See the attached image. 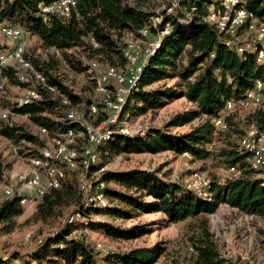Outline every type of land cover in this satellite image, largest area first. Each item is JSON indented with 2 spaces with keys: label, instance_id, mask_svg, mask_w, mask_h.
<instances>
[{
  "label": "trees",
  "instance_id": "obj_1",
  "mask_svg": "<svg viewBox=\"0 0 264 264\" xmlns=\"http://www.w3.org/2000/svg\"><path fill=\"white\" fill-rule=\"evenodd\" d=\"M53 1L56 0H0V24L19 27L35 37L39 52L31 54L25 48L24 56L45 77V85L33 82L39 91V98L13 108L18 113L26 114L39 132L33 133L23 124L4 122L0 125L2 136L18 143H30L24 148L20 147L19 151L24 156H39L40 148L45 146L39 135L40 129L46 131L42 134L53 138L75 127L78 124L76 120L65 118V114L74 107L78 108L80 118L97 124L100 119L106 118L107 113L99 111L96 116H90L93 96H83L73 91L65 83V72H84L88 76L87 65L81 55L105 66L124 70L128 34L145 39L139 32L141 29H146L151 35H160L164 31L166 33L157 40L158 46L148 56L136 84L128 93L119 121L132 114L155 110L177 97L183 96L192 104L176 110L161 126H147L142 133L116 132L109 139L97 142L91 147L95 159L87 165H90L89 173L103 165L102 156L109 152L154 153L163 150L190 153L193 158L199 159L218 157L226 168L235 165L239 173L210 178L206 195H202L187 187L183 179L169 178L158 168L103 170L94 184L104 183L107 204L86 203L80 195L81 200L61 220L62 225L41 236L37 240V247L20 263L103 264L100 262L102 260L106 264H153L166 252L163 240L121 251L107 249L100 252L84 236L72 231L83 226L100 230L111 238H136L152 231V223L134 222L123 226L101 218V214L130 218L155 211L160 212L162 224L188 217L197 219L194 224L197 230L189 235L191 258L187 261L191 264L250 263L231 260L221 253L212 238L205 215L214 212L222 203L246 213L264 215V177L255 175L259 170L251 166L248 152L239 147V139L247 125L254 123L260 132H264V109L236 108L223 114L227 101H239L256 80L264 82V59L258 60L257 57L261 46L256 43L247 47L241 45L229 32L218 31L207 20L210 6L216 7V12H224L223 0H166L157 7L152 0H77L67 17L55 14L45 17L41 6ZM236 9H244L258 22L264 23V0H238L232 11ZM8 45L0 38V52ZM237 48H241V52ZM0 75H5L8 82L22 88L28 85V82L18 79L11 65L0 66ZM168 78L174 80L165 83ZM47 85L54 86L56 93L50 92ZM87 87L92 90L91 84L87 83ZM97 106L100 107L101 103H97ZM240 109H247V114L239 117ZM221 114L224 128L213 124L214 117ZM201 115L205 117L189 129L171 130V127L189 123ZM232 133L236 134L237 139L230 138ZM222 135L226 139L224 145L210 146ZM85 142L75 144L79 152L83 151ZM64 167L66 169L68 166ZM4 171L5 165L0 159V177L5 176L2 174ZM69 171L76 178V170H68L61 186L48 187L40 196L42 201L34 213L35 218L55 211L62 197L60 188L69 181ZM42 209L47 212L43 213ZM22 211L18 194L5 198L0 202V222L9 230L15 224V217ZM76 213L80 217L75 218ZM72 215L75 219L68 222V217ZM10 260V256L0 253V264H13Z\"/></svg>",
  "mask_w": 264,
  "mask_h": 264
},
{
  "label": "rangeland",
  "instance_id": "obj_2",
  "mask_svg": "<svg viewBox=\"0 0 264 264\" xmlns=\"http://www.w3.org/2000/svg\"><path fill=\"white\" fill-rule=\"evenodd\" d=\"M165 1L166 0H152V3L157 7L160 2ZM215 8L216 7L210 6L209 11H212ZM229 13L230 10L228 9V15ZM240 20V24L231 26V37L237 39L241 45L246 47L255 43L263 45L264 43L261 44L260 41H257L256 32V27L262 22H258L254 17H242ZM21 34H24L25 39L23 42L24 50L26 48V51L31 54L39 52L40 48L37 47L35 37L31 34H27L25 31ZM0 38L3 42L8 44H12L14 40L2 36L1 34ZM145 42L146 39L128 34L125 47H127V45H133L134 48L142 50L145 47ZM87 58L84 57V55H81V59L87 65L88 76L85 75L84 72L75 73L68 70L65 72V83L78 94L83 96H93V99L91 100L92 103L98 100L97 103L99 104L102 94L96 90V84H93V82L95 83V79L99 77L102 70H105L106 66L95 59ZM173 80V78H168L165 80V83H171ZM87 83L92 85V90L87 87ZM24 92L23 88L17 84L8 81L5 83L4 88L0 93V115L6 113L8 118L7 120L0 119V125L2 126L4 122L23 124V126L31 132L38 133V127L31 123L26 114L18 113L14 109L11 110V107L15 105L17 98L22 97ZM62 102L64 103L65 100L63 99ZM191 104L192 103L185 97H177L155 110L149 109L145 112L125 117L120 124L128 126L133 133H142L147 126H161L176 110L188 107ZM236 108L244 107L237 105L233 109ZM248 108L256 109L255 107ZM74 109L76 108L74 107ZM7 111H10L11 113H7ZM247 112V109H240L238 111V116L243 117ZM225 113H227V111L223 112V114ZM221 116L223 117L222 114ZM204 117V115H201L199 118H196L189 123L177 127H171V130H187ZM92 124L96 125V123ZM243 125L245 126L244 123ZM248 131L249 125L246 126L245 133L242 134L239 139V147L243 150L244 145L246 144ZM42 133L39 135L46 143L44 147L53 146V139L50 138V135ZM261 137V143L263 144L264 133ZM230 138L237 139L236 134L232 133ZM72 140L73 143L70 144L75 146L76 143H80V141L85 139L77 134L74 135ZM225 140L226 139H223L222 135L221 139L214 140L210 146L218 147L224 145V142H226ZM29 144L30 143L28 142H14L0 134V159L5 165V171L2 174L5 175L8 182L14 185L15 188L19 187L18 189H20L22 194L33 196L35 195L33 189L21 184L28 178L31 166L28 162L30 155L24 156L19 151V148H24ZM85 145H87V141L83 144V146ZM41 149L42 148H40V151ZM108 151L109 150L107 149L106 153H108ZM79 156H82V154ZM248 160L251 164L252 157L251 159L248 157ZM101 164L103 165H100L97 171H92L90 173L88 169L90 165L87 166V164L83 163L82 157H79L77 161L75 160L73 164L66 165L68 166L66 169L63 164H58L63 167L66 176L68 170H76L75 173L77 179L71 174V171H69V181L60 188L62 197L60 204L55 207V213L53 212L50 215L39 218L34 217L38 204L42 201L41 197H35L32 201L22 205L23 211L15 217V224L11 229L7 230L0 222V253L5 256H10L11 263L21 264V259L27 257L26 255L37 247V240H40L41 236H44L53 231L56 227L62 225L61 220L70 214L78 205L81 200L78 181L80 177H85V175L88 177L90 185H95L94 182L98 180L102 171L106 169H124L131 167L150 169L158 168L162 174L166 173L169 178L183 179L186 186L190 177L195 173L201 174L209 181L210 178H223L230 175V172L227 171L226 166L219 161L218 157L208 156L204 159H199L193 158L190 153H176L172 150H163L154 153L147 151H113L109 152L108 155L102 156ZM238 173L239 172H235L232 174ZM255 175L261 176L258 172H256ZM93 195L94 191L92 186L86 195L82 194V197L84 199L85 196L93 197ZM87 202L93 203V201L91 202L89 200H87ZM43 208L46 207L43 206ZM41 211L43 213L47 212L45 209H42ZM160 216V213L157 212L140 213L130 218L111 216L105 213L101 214V218L105 220L108 219L113 223L123 226L134 222L147 221L152 223V231L131 239L111 238L106 236L100 230L83 226L76 227L72 233L84 236L89 242L94 244L100 252H104L107 249L121 251L132 246L150 244L156 240H163L166 245V252L153 264H191L192 262L187 261L191 258L188 251V245L190 244L189 235L197 230L196 225H194L196 224L197 219L188 217L180 221L162 224L160 222ZM205 216L209 224V229L212 231V238L224 256L231 260H239L241 263L248 261L250 262L248 264H264V215L246 213L237 208L231 207L226 203H222L214 212L207 213ZM78 217L80 216H75V218ZM65 220L66 219L63 221ZM100 262L106 264L102 260Z\"/></svg>",
  "mask_w": 264,
  "mask_h": 264
},
{
  "label": "bare ground",
  "instance_id": "obj_3",
  "mask_svg": "<svg viewBox=\"0 0 264 264\" xmlns=\"http://www.w3.org/2000/svg\"><path fill=\"white\" fill-rule=\"evenodd\" d=\"M58 1V0H56ZM53 1V2H56ZM77 0H73V4H76ZM225 1L229 0H223L224 7H225ZM238 0H235L233 2V5L229 7L230 13L227 14L226 19V11L224 10L223 13L216 12V11H209L207 20L213 24L218 30L231 32L230 28L233 25H238L241 23L242 17H253L251 13L244 9H236L232 11L234 4ZM73 8H65L61 11L54 12L55 15L60 17H67L69 13L71 12ZM45 16V13H43ZM48 15V14H47ZM45 18V17H44ZM259 24H264L259 23ZM2 25V24H0ZM10 26V25H9ZM10 29L18 31L20 33L23 32V30L16 26H10ZM140 34L145 37V47L142 50L146 49V43H147V36H145L146 29H141ZM257 39L261 42V44L264 43V27L263 28H257ZM164 33V31H162ZM3 36V34H1ZM162 36V35H161ZM161 36L157 39L159 40ZM229 41V40H228ZM94 45H97L94 43ZM158 46V41L152 42L149 46L148 50L144 53L141 62L138 64V73L136 76H134L133 79H131L130 83L125 87V89L121 93V97L118 101V110L114 111L113 118L110 122H105L103 124V130L100 131L97 135L96 132L93 130L92 127H100V122H98L96 125L92 124L90 120L85 118L76 119L79 116V111L77 109H71L65 114V118L69 120H76L78 124H76L75 127L67 129L65 132H62L58 134L57 136L53 137V146L51 147H44L40 151L39 156L30 155L28 158V162L31 166V170L29 172L28 178L21 183L23 186L32 188L35 195L29 196L26 194H22L20 192L19 187L15 188L14 185L10 184L8 180L5 178V176L0 177V202L5 200V198L11 197L14 194L19 195V202L21 203L23 200H32L35 197H40L45 190L48 187L56 188L61 186L62 182L65 179V171L61 165H71L75 162L76 158L80 155V152L76 149V146L73 144L72 138L74 135L79 134L80 137H83L87 141V145L83 148V151L81 152L83 157V160L86 158L88 154V150L90 148V145H95L97 142L107 140L109 139L112 134L116 132L125 133V134H132L133 131L126 125L120 124L122 121H119L121 112L123 109V105L125 103L126 97L130 90L134 87L136 84L139 74L142 71V68L147 60V57L154 51V49ZM261 48L258 51V60H262L264 58V44L260 45ZM133 50H140L139 48H134ZM241 48H237V51L241 52ZM8 53V47L0 52V59ZM125 57L127 60L126 67L124 70H117L114 67L106 66L105 69L112 68L113 74H118V76H125L126 69L129 68V54L127 52V48L125 50ZM5 65H11L14 67L16 75L19 80L28 82V85L26 87H23L24 95L22 97L17 98L16 103L13 107H11V110L15 107H19L21 105H24L26 103L31 102L33 99L39 98L40 94L39 91H37V87L33 83L34 81L38 84L37 78H38V71H34V66L24 56V43H22L21 48L14 51V54L11 56L10 61L8 64L6 63H0V66ZM40 77V85H45V77L43 73L41 72ZM32 80V81H30ZM8 81L7 77L5 75L0 76V93L4 88L5 83ZM96 84V90L99 91L102 94L101 98V106L96 108H92V104L89 107V115L90 116H96L99 111H107V115L109 113V101L114 100V93L118 92V83H111V87L108 86V77L104 74L102 71L99 77L95 79ZM39 85V84H38ZM259 88V98L248 99V93L251 89L255 87ZM47 89L52 92L56 93V88L52 85H47ZM125 98V99H124ZM99 99V98H98ZM98 102V100H97ZM235 101L229 100L226 102V106L231 105ZM236 106H242L244 108L248 107H255L256 109H264V82L260 80H256L254 83V86L250 89H248L242 99L239 101H236ZM225 109V108H224ZM233 110V109H232ZM231 110V111H232ZM226 111V109H225ZM7 113H11L10 111ZM6 113H3L0 115L1 120H7ZM217 124H214L217 127L224 128L225 124L223 121V117L220 115L216 118ZM214 123V119H213ZM41 133H46L45 129H40ZM264 132H260L256 125L254 123L249 124V131L247 133L246 138V144L244 145V151L248 152L249 157L251 161V166L253 168H256L259 170V174L264 177V143H261L262 137L261 135ZM83 141V140H82ZM89 144V145H88ZM92 147V146H91ZM64 152V153H63ZM251 155V156H250ZM95 155L92 151V148L90 150V158L86 160L85 164H90L92 161H94ZM227 171L230 173L238 172L239 170L235 165H231L227 167ZM43 180V181H41ZM79 191L83 195H86L90 188L93 186L94 195L93 197H87L85 196V202L87 200L93 201V203L104 206L107 204V196L105 195L103 191V183H97L95 185H90L88 182V177L85 175V177H80L79 181ZM210 181L206 178H204L201 174L195 173L190 177V180L187 183V187L195 189L199 191L202 195H206L205 189L209 186ZM83 198V197H82ZM83 199V200H84ZM23 205V204H21ZM74 216H79V214H75ZM74 216L68 217V222H71L74 218ZM191 249V248H190ZM116 264H123L122 262H118Z\"/></svg>",
  "mask_w": 264,
  "mask_h": 264
},
{
  "label": "built area",
  "instance_id": "obj_4",
  "mask_svg": "<svg viewBox=\"0 0 264 264\" xmlns=\"http://www.w3.org/2000/svg\"><path fill=\"white\" fill-rule=\"evenodd\" d=\"M233 2L235 0H229L225 1V11H226V19H227V14H228V9L231 5H233ZM76 5L73 4V0H58L56 2H50V3H45L41 6V12L45 13V17L47 14H54L56 11H61L62 9L65 8H74ZM264 24H258L256 28H263ZM161 33L160 35H151L149 32L146 31L145 36H147V43H146V49L145 50H133V45H127V52L129 54V68L126 69L125 71V76H118V74H113L112 73V68L110 69H105L102 70L105 75L108 77V86L111 87V83H118V92H113L114 93V100L109 101V113L106 116V118L100 119V127H92L93 130L96 132V135L103 130V124L105 122H110L113 118L114 111L118 110V101L121 97L122 91L125 89V87L130 83L131 79L136 76L138 73V64L141 62V59L144 55V53L148 50L149 46L151 45L152 42H156L157 39L165 34ZM0 34H3V36L12 38L13 43L8 45V53L5 54L1 59L0 63H6L8 64L10 61L11 56L14 54L15 50H18L21 48L22 43L24 42V34H21L18 31L10 29V26L8 24L3 23L0 25ZM227 40L231 41L229 37H226ZM259 41V40H257ZM244 44V43H243ZM34 71H38V84L40 85V77H41V70L38 68H34ZM259 88L256 86L255 88L251 89L250 92L248 93V99H255L259 98ZM100 98V97H99ZM97 106V100L92 103V108H96ZM236 106V103L233 102L229 106H225V109L227 113L231 111L234 107ZM80 120V115L76 118ZM217 124L216 122V117H214V123ZM46 144V143H45ZM91 146L88 150V154L86 158L83 160V163L90 158V150ZM64 153V152H63ZM43 181V180H41ZM33 200V199H32ZM32 200H23L20 204H25L27 202H30Z\"/></svg>",
  "mask_w": 264,
  "mask_h": 264
},
{
  "label": "crops",
  "instance_id": "obj_5",
  "mask_svg": "<svg viewBox=\"0 0 264 264\" xmlns=\"http://www.w3.org/2000/svg\"><path fill=\"white\" fill-rule=\"evenodd\" d=\"M155 212L160 213L159 211H155Z\"/></svg>",
  "mask_w": 264,
  "mask_h": 264
}]
</instances>
